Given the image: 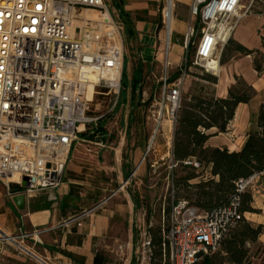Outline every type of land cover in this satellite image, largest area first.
<instances>
[{
    "label": "built area",
    "instance_id": "1",
    "mask_svg": "<svg viewBox=\"0 0 264 264\" xmlns=\"http://www.w3.org/2000/svg\"><path fill=\"white\" fill-rule=\"evenodd\" d=\"M244 1L192 0L182 66L173 78L168 51L176 0H165L162 18L167 48L160 97L153 103L158 109L150 110L156 123L152 142L164 121L170 124L171 134L175 131L192 69L220 74L218 47L227 44L256 0H247L245 12ZM197 24L200 38L192 58L189 45H195ZM123 32L108 0H0V182L10 199L61 186L60 167L65 169L71 152L86 142L80 135L88 125L100 119L90 116L95 98L104 91L120 95L126 58ZM112 71L120 73L116 80L107 78ZM170 159L173 171L178 164ZM183 165L200 174L208 172L196 160ZM256 177L240 180L236 193L209 211L174 201L170 222L162 228L163 264H201L218 253L223 241L244 222L242 197ZM24 185L28 188L22 189ZM137 250L139 264H154L148 230L141 233ZM119 252L123 253L122 248Z\"/></svg>",
    "mask_w": 264,
    "mask_h": 264
},
{
    "label": "crops",
    "instance_id": "2",
    "mask_svg": "<svg viewBox=\"0 0 264 264\" xmlns=\"http://www.w3.org/2000/svg\"><path fill=\"white\" fill-rule=\"evenodd\" d=\"M191 2L192 0H176L179 5L177 16L180 15L181 19L175 17L168 51L172 77L182 66L184 36L190 21ZM110 5L124 27L125 49L129 53L127 58H131L132 66L135 59L140 60L145 65L147 81L156 80L161 88L160 81L166 56V31L162 18L165 0H123V3L116 1V7L113 3ZM243 6L245 12L249 8V2L245 0ZM263 8L264 0H256L232 31L231 37L249 50L264 53ZM124 22L131 27L132 33L126 29ZM235 57L237 59L233 60L229 67L231 73L228 71L221 75L215 86L216 96L227 97L229 89L236 84V77L250 84L257 95L250 103L238 107L226 133L213 136L206 145L210 148H227L232 152L240 151L248 135L256 130L259 110L264 103V73L259 75L255 71L251 56ZM154 84L155 82L147 86L144 96L157 88ZM173 135L174 132L169 137L163 136L162 141L168 140L167 153L162 156V150L159 151V154L155 155L156 159L172 157ZM83 139L86 141L84 143L96 147L94 156L88 154V149L79 152L84 153V157L79 159V166L65 167L61 186L28 195L24 211L18 210L0 182V230L15 238V241L27 250H19L18 246L10 248L4 242L6 240L0 238V264H139L138 250L136 255L131 251L126 257L120 258V252L111 254L104 248L112 228L121 217H131L134 203L130 194L124 193V188L118 189L111 198L95 203L90 183L98 171L114 170L105 162L103 167L93 166L90 159L96 157V154L110 162H113L115 157L117 165H123L124 174H127L125 164L128 165V162L122 159V150L118 151L109 145L89 140L86 135ZM88 156L90 159H87ZM101 191L106 192V189ZM118 197H123L124 201H116ZM38 230L41 234L35 235ZM22 235H27L28 238L22 239Z\"/></svg>",
    "mask_w": 264,
    "mask_h": 264
},
{
    "label": "trees",
    "instance_id": "3",
    "mask_svg": "<svg viewBox=\"0 0 264 264\" xmlns=\"http://www.w3.org/2000/svg\"><path fill=\"white\" fill-rule=\"evenodd\" d=\"M116 1L123 3V0H112L115 7ZM124 25L126 29H129V33H132L127 22H124ZM231 46H233L232 50H230ZM190 47L191 44L189 49ZM227 51H231L235 55L251 56L255 71L259 75L263 74V52L249 50L231 37L226 44L220 64L228 62V58L225 57ZM127 75L124 64L122 75L124 92L128 90ZM147 77L145 65L140 60L135 59L130 80L132 105L137 103L138 107H148L153 104L158 88H155V90L153 88L154 91L149 94L148 100H143L147 89ZM203 79L211 84H217V78L213 75L207 74ZM235 79L236 84L229 89L227 97L219 98L214 93L205 91V86H202L182 98V104L178 112L172 142L173 162L178 166L183 165L188 160L204 163L205 169L209 171L211 177L207 180L201 179L194 184L191 181L200 178V174L191 173L175 179L176 201H186L190 206H195L204 211L225 204L236 193V186L240 180L264 175V103L259 110L257 128L248 135L240 151L232 152L227 148H210L206 146L213 136L226 133L238 107L241 104L250 103L257 95L256 90L242 78L236 77ZM134 116L135 112H131L129 116L130 125L135 121ZM107 123L108 121L95 128L94 131L87 133V139L108 145V137L111 135L106 130ZM125 160L128 162V165L125 164V166L127 176H129L133 173L134 166L128 159L125 158ZM128 192L133 200L135 210L141 208L144 203L140 202V193L130 188ZM251 201V193L246 191L242 197L243 213L253 211L250 206ZM148 212V231L157 254L156 257H161L162 230L151 226L149 221L151 210L148 209ZM263 234L264 225H255L244 220L240 227L223 241L220 252L204 258L202 264H254V258L257 259V264H264V245L259 243V239ZM139 236L140 232L136 231L134 240H137ZM222 252L225 253L224 257L221 256ZM134 263H136L135 258Z\"/></svg>",
    "mask_w": 264,
    "mask_h": 264
},
{
    "label": "rangeland",
    "instance_id": "4",
    "mask_svg": "<svg viewBox=\"0 0 264 264\" xmlns=\"http://www.w3.org/2000/svg\"><path fill=\"white\" fill-rule=\"evenodd\" d=\"M108 1L112 3V0ZM178 8L179 5L176 3L175 17L177 19H181L180 15L177 16ZM229 22H231V20H229ZM199 31H201V27L199 24H197L196 32H198V36L195 38V45H191L189 49L190 57L192 58H195L197 42L200 38ZM225 47L226 44H220L218 47V56H220V59L222 58V54L225 52ZM232 49L233 46L230 47V50ZM128 54V50L126 49L125 70L128 73V90L124 92L122 85L119 97H117L113 92L110 93L109 91H104L100 95H98L91 105L90 116L100 119L88 125L87 128L85 127L86 131L80 135L83 139L85 135H87V133H89L90 131H94L95 128L108 121V123L106 124V130L111 136L108 137L109 142L107 144L112 148L118 149V151L122 150L120 151L122 159H128L134 166V171L137 170L133 177H131L133 173L127 176V174L123 173V165H121V163L117 165L115 157L113 162L106 161V158L103 159L102 156L97 154L95 155L96 157H93L92 159H90L89 156L87 157V159L89 158L90 162L93 163V166L103 167L105 162L107 166H111L114 168L113 171L109 172L105 170L98 171V173L95 175V179L90 182L93 190L92 198H94L95 203L111 198L115 191L123 188L124 193L128 194L129 188L132 190H137L141 195L140 202L144 203L143 206L141 205V208L137 210H135L133 205V212L131 213V217L127 218L122 216L121 220H119L112 228L110 237L106 239V242L104 244V248L107 250L106 252L113 254V252H119L122 248L123 253H118L120 258L126 257L127 253H130L131 251L134 252V255H136L137 248L139 247L141 241V233L148 230V209L151 210L149 221L153 228H160L162 230L164 226H168L171 218L172 204L177 200L175 193L177 189L174 182L175 179H177L178 177L180 178L187 176L191 173L200 174L192 167L184 165H179L173 171H171L170 166L172 165V162L170 161V159H156L155 155L159 154V151L162 150V156L167 153L168 140L165 139L164 141H162V138L163 136L169 137L171 135L170 124L168 122H165V124L162 125L161 133L157 136L155 142H152L153 135L156 130V123L151 117L150 110H156L158 109V107H154L153 104L148 107H138L137 103H134L133 105L131 104L130 80L133 66L130 62L131 58H127ZM233 55L235 54L231 51L226 52L225 57L228 58V62H226L225 64H220V74L217 76L211 73H207L199 67L193 68L190 77L186 81L182 98L187 96L189 93H193L202 86H205V91L214 93L216 95L215 86L218 84L220 76L228 71L229 73H231L229 67L232 64V61L237 59L235 57L237 55L231 58ZM207 74L215 76L217 78V84H211L205 81L203 78ZM154 82V85H156V87L158 88V91H156V96L154 98L155 102L160 97V85L156 82V80L152 79L147 81V86H151V84H153ZM148 98L149 95L146 94L143 97V100L146 101L148 100ZM131 112H135V121L130 125L131 121L129 116ZM151 144L153 146L152 150L146 156L145 160L142 161ZM86 149L90 150L88 154H92L93 156L95 154V151L97 150L96 147L92 144L84 143L83 141L80 142L77 149L71 152L69 161L67 162L66 166H79V164H77L79 162V159L84 157V153L79 152H82V150ZM154 150H156L155 153ZM113 153L115 156V151H113ZM70 160H72V163H70ZM200 175V178L191 181V183L194 184L201 179L207 180L211 177L209 171L207 173L204 172ZM102 189H106V192H102ZM250 193L252 196L250 206L253 208V211L246 214L245 221L255 225H264L263 175L257 176L254 179L250 187ZM116 201H120L122 203L124 200L123 197H118ZM136 231L140 232V236L137 240H134ZM0 238L2 240V236H0ZM4 242H6L10 246V248H16L17 246L15 243L9 240H6ZM259 243L264 245V235L261 237V239H259ZM28 245L29 244H26V246ZM154 252V264H163L164 260L162 257V251L161 257H156L157 254L155 249ZM221 256L224 257L225 253L222 252ZM253 263H258L256 258L253 259Z\"/></svg>",
    "mask_w": 264,
    "mask_h": 264
},
{
    "label": "water",
    "instance_id": "5",
    "mask_svg": "<svg viewBox=\"0 0 264 264\" xmlns=\"http://www.w3.org/2000/svg\"><path fill=\"white\" fill-rule=\"evenodd\" d=\"M63 172H64V166H61L60 167L59 176H62ZM11 188H14L15 190H20L19 188H16L14 185H11ZM27 188H28V186L27 185H24L22 189H27ZM26 198H27L26 195H18V196H15L12 199V202L18 208V210L24 211L25 210V207H26ZM0 234L2 235V237H3L4 240H10L13 243H15L16 245H18L19 247H21L19 244L16 243L15 238H13V237L11 238V237L7 236L1 230H0Z\"/></svg>",
    "mask_w": 264,
    "mask_h": 264
},
{
    "label": "bare ground",
    "instance_id": "6",
    "mask_svg": "<svg viewBox=\"0 0 264 264\" xmlns=\"http://www.w3.org/2000/svg\"><path fill=\"white\" fill-rule=\"evenodd\" d=\"M170 41V36L168 35L167 36V43ZM212 65H214L215 63L214 62H211ZM219 69V67L217 68ZM120 75L119 72H116V71H112V72H109V74L107 75V78L109 79H112V80H116L118 78V76ZM91 97V95L89 96ZM12 238V237H11ZM10 241V240H9ZM21 247H23L21 244H19ZM20 248V247H19ZM22 249V248H21ZM23 249L25 250L26 248L23 247ZM22 249V250H23Z\"/></svg>",
    "mask_w": 264,
    "mask_h": 264
}]
</instances>
